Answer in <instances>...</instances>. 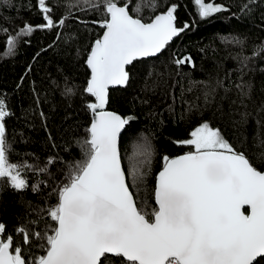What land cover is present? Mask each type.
<instances>
[{"label":"trees","instance_id":"1","mask_svg":"<svg viewBox=\"0 0 264 264\" xmlns=\"http://www.w3.org/2000/svg\"><path fill=\"white\" fill-rule=\"evenodd\" d=\"M205 2L224 10L201 19L194 0L129 4L130 13L145 22L175 5L177 27L190 25L161 53L127 66L126 86L109 89L107 107L123 118L134 117L123 129L119 146L135 202L149 213L157 207L155 175L163 157L193 151L179 142L190 139L191 131L202 123L219 129L255 168L264 169V0ZM97 3L46 0L56 25L48 29L35 27L46 23L38 0H0V29L7 30L0 31V98L10 112L4 121L7 155L10 163L30 166L21 170L28 185L24 189H13L7 178H0V223L5 235L22 246L26 258L41 255L42 250L35 238L32 245H23L17 229L43 232L46 222L54 225L47 214L57 203L54 190L83 158L81 142L91 123L86 105L95 102L84 91L90 75L86 59L105 19ZM25 24L34 31L18 37L14 53L9 54L7 39L16 37ZM184 57L190 62L175 63ZM66 88L73 94L66 95ZM145 143L150 155L134 152L133 145ZM134 164L140 168V178L131 174ZM105 264H121L120 258Z\"/></svg>","mask_w":264,"mask_h":264},{"label":"snow or ice","instance_id":"2","mask_svg":"<svg viewBox=\"0 0 264 264\" xmlns=\"http://www.w3.org/2000/svg\"><path fill=\"white\" fill-rule=\"evenodd\" d=\"M130 3L98 0L95 5L103 7L105 19L100 27L105 30L86 59L90 78L84 91L95 102L86 105L94 118L81 142L83 158L54 190L57 203L47 210L54 225L46 222L43 232L17 229L23 245H32L35 238L42 254L26 258L22 246L14 243L12 235H5V225L0 223V264H105L110 258H120L121 264H264V171L257 170L207 122L191 131L190 139L179 142L194 151L163 157L154 189L157 207L149 213L137 206L118 144L134 117L105 111L109 88L126 86L130 79L126 66L161 53L190 25L177 27L175 5L144 22L130 14ZM38 4L46 23L35 27H55L46 0ZM194 4L201 19L224 10L205 0H194ZM58 23L62 26L64 19ZM33 31V26L25 24L16 37L9 36L8 53H14L18 37ZM190 60L184 57L175 63ZM65 94H73L72 89L66 88ZM9 115L0 98V178L20 190L28 186L21 170L30 166L9 162L4 123ZM133 149L150 155L147 143ZM131 174L134 179L142 176L135 164ZM245 206L248 214L242 211Z\"/></svg>","mask_w":264,"mask_h":264},{"label":"water","instance_id":"3","mask_svg":"<svg viewBox=\"0 0 264 264\" xmlns=\"http://www.w3.org/2000/svg\"><path fill=\"white\" fill-rule=\"evenodd\" d=\"M166 10H162V11H159V12H157L155 15H157V14H161V13H163V12H165ZM131 14V13H130ZM132 15V14H131ZM154 15V16H155ZM154 16L152 17V18H154ZM134 17H136V16H134ZM151 18V19H152ZM151 19L149 20V21H146V22H150L151 21ZM145 22V21H144ZM104 30L105 29H103L102 30V32H101V34H100V36H99V38L100 37H102V35H103V32H104ZM96 40V39H95ZM95 40L93 41V43H92V45L94 44V42H95ZM91 45V46H92ZM90 49H91V47H90ZM89 52H90V50H89ZM89 52H88V54H89ZM88 56V55H87ZM127 67V66H126ZM89 71H90V69H89ZM89 78H90V75H89ZM88 78V79H89ZM113 86H110V88H112ZM115 87V86H114ZM109 88V89H110ZM105 111H113V112H115V113H117L118 115H120L122 118H123V116L121 115V114H119L118 112H116V111H114V110H112V109H109L108 107H107V105L105 106ZM93 118H94V116H93V113L91 112V121L93 120ZM123 131V130H122ZM118 144L120 145V140H119V142H118ZM120 147V146H119ZM194 151V150H193ZM189 152V151H188ZM185 153H187V152H184V153H180V154H177V155H173V156H171L170 158H175V157H177V156H180V155H183V154H185ZM122 167H123V164H122ZM163 167V166H162ZM162 167L157 171V173H156V175H155V184H156V178H157V175H158V173H159V171L160 170H162ZM257 170H259V169H257ZM260 171H264V169L263 170H260ZM127 182V181H126ZM128 183V182H127ZM154 189H155V186H154ZM130 191H131V189H130ZM132 192V191H131ZM135 199V198H134ZM242 211H245L244 209H242ZM250 210L248 209V207H247V211H245V214H248V212H249Z\"/></svg>","mask_w":264,"mask_h":264},{"label":"rangeland","instance_id":"4","mask_svg":"<svg viewBox=\"0 0 264 264\" xmlns=\"http://www.w3.org/2000/svg\"><path fill=\"white\" fill-rule=\"evenodd\" d=\"M216 5H218V4H216ZM220 6V5H219Z\"/></svg>","mask_w":264,"mask_h":264}]
</instances>
